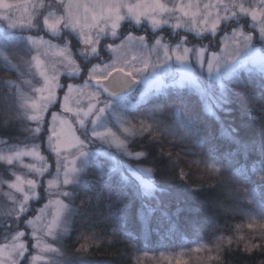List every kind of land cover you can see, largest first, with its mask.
I'll use <instances>...</instances> for the list:
<instances>
[{
  "label": "snow or ice",
  "instance_id": "obj_1",
  "mask_svg": "<svg viewBox=\"0 0 264 264\" xmlns=\"http://www.w3.org/2000/svg\"><path fill=\"white\" fill-rule=\"evenodd\" d=\"M21 9L23 23L15 16ZM0 21L7 24L6 29L0 28V71L15 75L0 81V133L16 124L26 133L23 139L0 138V264H36L41 256L32 254L30 247L38 253L64 255L66 241L76 231V217L91 203V197L81 199L79 206L75 203L84 184L94 186L97 201L106 199L107 207L119 204L125 209L129 185L138 181L136 194L149 201L148 215H167L158 196L165 189L152 180L151 149L176 169L181 156L194 154L193 146L208 147L201 113L221 129L227 127L228 137L238 146L239 128L226 126L220 114L233 117L239 111L242 120L257 122V134L264 138V0H209L203 5L182 0H93L90 4L25 0L23 5L0 0ZM134 48L146 55L129 59L127 53ZM217 49L230 58L226 60ZM240 51L246 59L236 61ZM49 52L58 60L45 59ZM173 62L179 65L175 73ZM244 72L249 77L258 73V85L255 78L242 79ZM24 87L35 95H26ZM136 92L135 103H128ZM166 107L172 111L166 113ZM257 112L259 117L253 114ZM113 122L119 134L109 126ZM98 142L105 147L97 148ZM165 147L170 151L165 152ZM41 149L50 154L49 160L55 158V174L46 188L15 171L20 164L43 177L47 162L23 163L26 156L45 161ZM171 150L177 160H172ZM114 153L136 165L122 169ZM145 163L151 166L140 167ZM207 167L216 175L227 170L218 163ZM177 175L183 183L188 173L180 169ZM259 180L264 183V172ZM44 193L48 203L33 209L30 201H42ZM51 206L55 211L48 219ZM182 211L177 208L175 215ZM80 239H95V233L82 231L77 242ZM222 243L223 238L217 247ZM260 247L249 240L244 251ZM88 248L81 244L77 252ZM78 264L86 262L81 259Z\"/></svg>",
  "mask_w": 264,
  "mask_h": 264
},
{
  "label": "trees",
  "instance_id": "obj_2",
  "mask_svg": "<svg viewBox=\"0 0 264 264\" xmlns=\"http://www.w3.org/2000/svg\"><path fill=\"white\" fill-rule=\"evenodd\" d=\"M241 78L246 81L255 78L257 85L259 83L256 73L249 77L244 72ZM12 79H15V75L0 71V81ZM22 90L26 95H32L30 88L24 87ZM127 101L134 104L135 96L128 97ZM196 110L200 113L199 107ZM171 111L170 107L165 108L166 113ZM253 114L260 116L258 112ZM220 115L226 126L230 124L239 128V146L228 137L227 127L221 129L201 113L200 120L208 134V147L193 146L191 152L194 154L181 156L176 169L167 159L157 156L156 149H151L152 157H155L152 161V180L165 189L158 196L164 202L167 215L159 212L155 216L148 215L149 201L136 194L138 181L137 184L132 181L129 185L128 207L125 209L119 204L107 207L106 199L97 201L91 183L81 186L76 205H80L81 199H92L76 217V231L66 241L65 254L69 259L77 264L81 259L86 264H141L139 259L143 256L161 251L185 253L199 245L205 246L207 242L209 248L205 256H199L192 264H264V222L254 220L250 214L251 207L243 202L244 194L246 196L249 190L255 193V201L264 209V183L259 180L264 172V138L257 134V122L247 118L242 120L239 111L233 117ZM109 126L119 134L114 122ZM25 135L21 125L16 124L0 133V138L16 140L23 139ZM96 147L103 149L105 146L98 142ZM168 151L170 149L165 147V152ZM171 151L172 160H177L175 150ZM114 154L122 168L136 165L135 161ZM209 162L223 165L227 170L222 169L221 174L216 175L207 168ZM106 163L111 164L110 161ZM149 166L147 163L140 165ZM180 169L188 173L183 183L177 175ZM41 180L44 181V178ZM201 188L203 190H198ZM177 208L183 210L179 216L175 215ZM82 231L89 234L94 232L95 239H80L77 242V235ZM241 236L244 240H240ZM221 238L224 243L218 248ZM228 239H232L233 243L228 244ZM249 240L259 243L261 247L250 253L244 251V244ZM0 243H3L2 237ZM81 244L89 245L87 252H77Z\"/></svg>",
  "mask_w": 264,
  "mask_h": 264
},
{
  "label": "rangeland",
  "instance_id": "obj_3",
  "mask_svg": "<svg viewBox=\"0 0 264 264\" xmlns=\"http://www.w3.org/2000/svg\"><path fill=\"white\" fill-rule=\"evenodd\" d=\"M10 2L23 5L25 3V0H10ZM81 2L85 3V4H90L93 2V0H81ZM133 2H135V0H133ZM182 2L184 4L191 3V4L195 5V4L199 3V4L203 5L204 3H208L209 0H182ZM192 10L194 11L195 9L193 8ZM22 14H23V9H21L20 11H15V16L18 18L19 23L24 22V18L22 16ZM249 22H250V19H249ZM0 28L6 29L7 24L0 21ZM8 31H12V30L8 29ZM52 43L57 44V42H52ZM204 43L207 44V41H204ZM217 52L220 55L224 56L226 60L230 58L228 52L220 53L219 49H217ZM233 54H235V53H233ZM262 54H264V53H262ZM127 55L129 57V59H131L132 55H138L139 56V55H146V53H141L139 50H136L134 48L131 52L127 53ZM246 55L247 54L244 51H240V53L238 55H236L235 59H236V61H243L246 59ZM45 59H47V60H58V58L55 57L51 52H49V56L46 57ZM155 59H156V57L152 56V60L154 61ZM178 67H179V65H176L175 62H173L172 71L175 73L176 69ZM221 70L223 71V66H222ZM256 74L259 76L258 73H256ZM176 75L178 76V73H176ZM36 78H37V80L39 79L38 76ZM204 79L207 80V71L206 70L204 73ZM143 87H144V85L141 84L140 89H143ZM138 94L139 93L136 92L135 96H137ZM32 95H35V94L32 93ZM32 95H30V96H32ZM58 96L62 99V93H58ZM83 103L87 104V100L85 99L83 101ZM55 111L60 112L59 106H56ZM64 115H67V114H64ZM46 118L49 120L51 119L50 115H47ZM70 119L74 120V117H70ZM77 127H78V125H77ZM223 135H225V134H223ZM46 147L47 146L45 144L44 148L46 149ZM41 154L45 156V161H40L39 159H33L32 157L26 156L23 158V163L24 164H35L37 166H40L42 163L47 162L49 165V168H48V171L45 172L43 177H38L35 175V173H29L28 170L26 168L22 167L20 164L15 165V171L17 173L21 174L22 176H27L28 178H35V179L41 181L43 184V187L46 188L47 187V180L52 178V176H54V174H55V168L52 166V165H54L55 158L52 157V159L49 160L48 157L50 154L46 153V151L42 150V149H41ZM71 160H72V156L70 155L68 157V166L70 168L72 167ZM77 163H79V161H77ZM211 163H215V162H209V164H211ZM120 166L122 167V165H120ZM208 169H210V168H208ZM210 170H212V169H210ZM50 173H51V175H50ZM9 178L14 180V176L9 175ZM42 178H44V181L41 180ZM133 181L137 184V181H135V180H133ZM4 191H8L6 186L4 188ZM37 193L39 196L41 194V190L37 189ZM43 195H44V198L40 202H38L37 200L30 201V205L33 209L42 208L45 204L48 203L47 194L44 193ZM254 198H255V193L254 192L251 193L248 190L246 193V196L244 194L243 202L245 203V205L247 204L248 207L249 206L251 207V213L250 214L254 216L253 219L254 220L257 219L256 221L263 223L264 218L261 217V213L264 212V209L259 206V204L255 201ZM53 199H55V198H53ZM0 200H3V192H0ZM250 200L252 201V203H249ZM54 211H55V206L49 207V209L47 210L48 219H51V215ZM28 239H29V241H31L30 236ZM45 239L47 242L52 243L53 247L57 246L54 242H52L48 238H45ZM204 244H205V246L199 245V247L194 248L191 251L189 250L188 252H185V253H180V252L169 253L168 251H161L160 253H152L149 256L141 257L139 259V261L141 262V264H192L194 261H196L198 259L199 256H201V255H203V257L205 256L204 253H205V251L207 252L209 247H208L207 242H205ZM30 252L34 255L38 254L41 256V259L38 260L36 262V264H53V262H56V264H62V262L66 261V260H71L73 262V264H77L72 259H69V257L66 254L61 256V255H56L53 253H38V251L36 249L31 248V247H30Z\"/></svg>",
  "mask_w": 264,
  "mask_h": 264
},
{
  "label": "flooded vegetation",
  "instance_id": "obj_4",
  "mask_svg": "<svg viewBox=\"0 0 264 264\" xmlns=\"http://www.w3.org/2000/svg\"><path fill=\"white\" fill-rule=\"evenodd\" d=\"M142 34V33H141ZM162 35H164V33H161ZM45 38H47V37H45ZM165 39L167 40V36L165 35ZM52 42H57L58 43V41H56V40H53ZM259 47V46H258ZM62 80L64 79V77H62L61 78ZM80 83H82V81H80ZM140 86L141 85H139V88H140ZM136 95V93H134L132 96H129V97H134Z\"/></svg>",
  "mask_w": 264,
  "mask_h": 264
}]
</instances>
